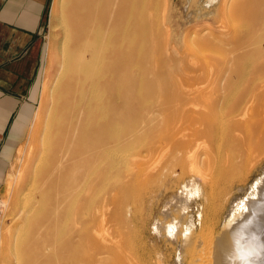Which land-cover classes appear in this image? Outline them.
<instances>
[{
	"label": "bare ground",
	"instance_id": "6f19581e",
	"mask_svg": "<svg viewBox=\"0 0 264 264\" xmlns=\"http://www.w3.org/2000/svg\"><path fill=\"white\" fill-rule=\"evenodd\" d=\"M172 1L61 2L1 264H264V0L196 4L214 23L190 29L191 61L171 45Z\"/></svg>",
	"mask_w": 264,
	"mask_h": 264
},
{
	"label": "crops",
	"instance_id": "0c3cea01",
	"mask_svg": "<svg viewBox=\"0 0 264 264\" xmlns=\"http://www.w3.org/2000/svg\"><path fill=\"white\" fill-rule=\"evenodd\" d=\"M51 0H0V192L33 116Z\"/></svg>",
	"mask_w": 264,
	"mask_h": 264
},
{
	"label": "rangeland",
	"instance_id": "374dc122",
	"mask_svg": "<svg viewBox=\"0 0 264 264\" xmlns=\"http://www.w3.org/2000/svg\"><path fill=\"white\" fill-rule=\"evenodd\" d=\"M61 2H63V0H51V4H50L47 26H46L45 33H44V43L45 44H44L43 59H42L41 67H40V83H39V87H38L37 94H36L35 101H34V111H33L34 113H35L40 101L42 100L43 92H44V89L46 86V81L48 78L51 77L52 65H53V60H54L53 55L56 52V47H57L59 41L61 40V36H62L61 24H60V20H59V18H60L59 12L61 9L60 7L62 6ZM203 2H204V0H174L168 4V13L171 16V22L175 23L173 25L172 31L174 34H176V36H169V38L172 39L171 45H174L175 49L181 54V56L186 61L192 60V58H193L192 56H193L194 52L201 50L200 49V42L204 41V38L200 39V36H194L193 34L190 35V33H189L190 29H192V31H193V29H196V31L199 32L202 28H205L206 26L214 23L212 16H211V18H208V19H202L200 17L194 18L195 8H197L196 4H198V3L200 4ZM211 10L214 12L215 7H212ZM181 15H185L187 21L180 22V16ZM206 23H210V24H206ZM161 37H163V36H161ZM161 37H160V39H161ZM188 69L189 68H186V69L183 68V70H181L180 72L184 73L187 71V73H188V71H189ZM34 113H33V115H34ZM32 118H33V116H32ZM31 119L27 124L24 137L22 138L21 142L19 143V145L16 147L15 151L12 154L9 165L7 167V171H6L4 182L2 185V189L0 192V201L5 203L4 207H2V208L0 207V235H3V233L6 230L14 227V225H12L13 220L11 217H13V215L15 213L14 203L16 201V185H17L16 178L22 169L23 163L26 159V156H27L30 148L32 147V145L34 143L32 140V137H31V134L33 132L32 131L33 126H31L32 125ZM27 146H28V148H27ZM254 177H255V175L252 174V176L250 177V181L247 183V185H245L244 190H240V191L234 190L232 198H230L229 202L226 205H224L223 209L221 210V212L219 214V217H218L219 224H222L226 220V218H228L231 215L232 209L235 207V203L242 197V195H244L248 191L249 184ZM13 183H15V184L13 185ZM238 196H239V198H238ZM194 200H195V198L191 199L192 202ZM232 202H234V205ZM166 207H167V210L170 209L168 211H171V213H175V214L177 213V212H175L173 206H171L170 204H167V205L162 204L159 209H160V211L162 209L165 210ZM171 208H172V210H171ZM193 210H194V207L191 208V211H193ZM162 231L163 232H160L156 229H150L149 231H146L145 233L144 232L141 234L139 233V236H144V238L148 239V243L152 244V246H154V251H156V253H155L156 257L158 256L157 251H159L161 253V255H163V253H164L163 256L165 258H167V257H169V255H173L172 254L173 244H172V241L169 239L170 238L169 235H165L167 233L164 232V230H162ZM163 237H165V239ZM123 248L124 247L120 248L121 252L123 254L126 253L124 255L125 256L127 255V257L131 256L130 255L131 250L128 247H126V248H124V250H122ZM166 251H167V253H166ZM140 259H138V260L142 262L143 261L142 257H140ZM176 262H177L176 258L173 259V262H172V259L170 260V264H175ZM115 263H117V261ZM152 264H156V263L154 262ZM177 264H179V263L177 262Z\"/></svg>",
	"mask_w": 264,
	"mask_h": 264
}]
</instances>
